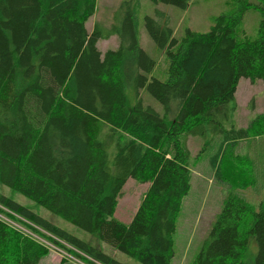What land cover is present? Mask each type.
Wrapping results in <instances>:
<instances>
[{
    "label": "trees",
    "instance_id": "1",
    "mask_svg": "<svg viewBox=\"0 0 264 264\" xmlns=\"http://www.w3.org/2000/svg\"><path fill=\"white\" fill-rule=\"evenodd\" d=\"M150 1L186 8L191 0ZM132 2L89 31L96 0H0V183L140 264H172L200 158L191 163L186 141L200 136L212 148L208 175L228 191L189 264H264V194L254 205L245 190L255 177L247 187L225 182L223 171L241 144L264 136L263 126L231 120L240 79L264 87V0H236L208 31L186 28L181 39L164 12L145 15L167 58L164 79L151 75L156 61L139 44ZM248 9L261 16L254 38L240 28ZM112 36L117 47L102 52L98 40ZM143 88L162 112L144 104ZM129 178L147 188L123 222L114 213ZM0 206L90 264H125L1 193ZM47 249L0 219V264H38Z\"/></svg>",
    "mask_w": 264,
    "mask_h": 264
},
{
    "label": "rangeland",
    "instance_id": "2",
    "mask_svg": "<svg viewBox=\"0 0 264 264\" xmlns=\"http://www.w3.org/2000/svg\"><path fill=\"white\" fill-rule=\"evenodd\" d=\"M124 0H96V13L86 22V27L90 31L94 21L99 19L108 25V18L113 11ZM135 15V25L140 46L156 61V65L151 75L164 79L167 58L165 53L154 43L144 27V16L156 17V11H162L169 17V24L174 30V36L181 39L185 34V29L190 28L199 32H206L213 23V19L220 13L234 11L237 7L236 0H191L186 8H180L165 3H154L150 0H132ZM256 2L257 0H247ZM260 13L255 9L245 11L240 28L246 35L254 38L260 20ZM118 45L117 36L109 39H100L97 47L104 52L109 48H116ZM141 97L144 104L150 105L157 111L162 112L161 104L156 101L148 91L141 89ZM264 114V87L262 81H250L241 78L236 92L235 102L232 104L231 120L237 127L250 125L252 131L264 127L262 115ZM254 135L253 137H255ZM187 147L191 154V163L197 154L200 158L192 172V188L184 199V211L177 219V231L174 235L175 252L172 264H189L198 252L203 238L215 219L221 207L224 194L228 191L224 184L218 180H212L208 175V158L212 148L204 146L205 140L200 136H189ZM251 144V145H250ZM205 147V148H204ZM202 148L201 152H199ZM239 156V157H237ZM251 157L252 163L249 162ZM263 162H264V136L257 141L248 140L241 144L224 162L223 171L225 182L231 184H243L247 187L251 183L252 176L256 179V185L245 190L248 200L257 205L264 194L263 183ZM147 188L146 182H139L129 178L123 188L122 196L118 200L114 215L123 222L129 221L131 215L136 210L144 191ZM254 188V189H253ZM0 193L12 198L22 205L28 206L40 216L50 220L56 226L77 235L90 244L95 245L105 253L117 258L125 264H140L125 254L98 241L93 235L77 228L66 222L57 215L52 214L25 196L12 191L9 187L0 183ZM244 193V192H243ZM11 223L37 241L43 243L48 249L42 256L38 264H90V258L82 252L79 254L83 258L75 256L66 249L59 250L47 237L48 233L36 228L30 229L24 221L34 226L31 222L19 221L17 217L9 219ZM69 247V246H68ZM257 244L254 240L250 241L248 252L255 253Z\"/></svg>",
    "mask_w": 264,
    "mask_h": 264
},
{
    "label": "built area",
    "instance_id": "3",
    "mask_svg": "<svg viewBox=\"0 0 264 264\" xmlns=\"http://www.w3.org/2000/svg\"><path fill=\"white\" fill-rule=\"evenodd\" d=\"M0 207L3 209V211H0V219H1L2 221H4V222L8 223V224L11 225L12 227H14V228H16V229L22 231L21 229L17 228V227L15 226V224L11 223V221H10L9 219H11V218H13V217H10L9 215H7L6 212L9 213V214H11V215L14 216V217H17L19 220H24V219L21 218L20 216L16 215V214L10 212L9 210L5 209L4 207H2V206H0ZM22 232H24V231H22ZM24 233H25V232H24ZM25 234H27V233H25ZM27 235H30V234H27ZM30 236H31V235H30ZM54 247L57 248V249H59V247H57L56 245H54ZM59 250H61V248H60Z\"/></svg>",
    "mask_w": 264,
    "mask_h": 264
}]
</instances>
